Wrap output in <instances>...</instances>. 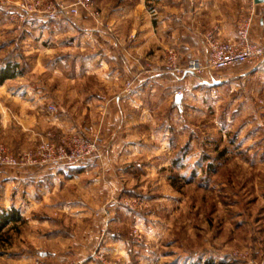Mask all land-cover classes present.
Masks as SVG:
<instances>
[{"label": "rangeland", "instance_id": "374dc122", "mask_svg": "<svg viewBox=\"0 0 264 264\" xmlns=\"http://www.w3.org/2000/svg\"><path fill=\"white\" fill-rule=\"evenodd\" d=\"M41 2L45 6L69 5L75 0ZM92 2L98 20L86 13L81 17L97 22L101 11L96 0ZM78 17L28 12L0 0V68L9 62L18 64L17 76L0 88V99L11 101L16 95L35 99V84L48 85L53 91L49 93L51 102L39 108V114L49 111L54 116L63 115L75 126L46 129V125L38 124L39 131H35V120L23 126L11 115L7 133L0 131V156H30L25 166H5L0 170V209L16 208L22 217L0 233V264H32L37 260L47 264H142L145 256L162 259L166 264H264V103L246 104L240 99L243 95L239 85L231 88L205 84V75L219 78L240 68L207 72L193 81L181 82L183 77L177 78L166 69L165 56L162 65L167 73L164 75L170 76L167 82L172 91L154 97L150 103L152 121L147 127L153 144L162 140L167 148L152 156L144 169L129 165L115 172L112 189L106 190V204H97L102 215L111 208L113 218L99 220L97 228L89 224L95 234L102 230L101 237L89 238L99 241L88 258L72 245L65 252L70 258L59 263L48 262L35 251V210L25 204L30 202L27 188L19 186L35 178L34 161L40 160V146L45 141L60 143L70 136L89 137L90 126L101 130L99 125H87L89 118L84 117L78 101L76 107L68 102L72 94L79 100L83 87L96 84L95 77H80L72 61L64 62L60 53L56 61L46 62L54 64V71L35 76V53L48 47V41L41 42L48 31L43 24L35 28V21L59 20L68 26ZM63 29L57 31V44L65 41ZM149 86L156 88L157 83L151 81ZM178 95H183L181 104L174 103ZM28 111L29 108L25 113ZM22 120L28 123L26 118ZM101 138L102 130L97 155L70 167L100 159ZM18 179L22 185L16 183ZM16 195L20 203L14 207ZM23 206L27 208L22 212ZM98 217L101 215L97 213ZM112 237L120 241L123 255L111 257L103 250L104 240Z\"/></svg>", "mask_w": 264, "mask_h": 264}, {"label": "crops", "instance_id": "0c3cea01", "mask_svg": "<svg viewBox=\"0 0 264 264\" xmlns=\"http://www.w3.org/2000/svg\"><path fill=\"white\" fill-rule=\"evenodd\" d=\"M96 2L101 11V20L97 22L87 17L83 18L82 15L68 26H64L59 20L46 23L35 21V28L38 24H43L48 31L41 40L48 41V47L42 48L45 51L37 49L35 53V76L49 75L51 70L54 71L56 69L54 64L46 62L56 61L59 58L57 54L60 53L64 62L72 61L71 65L80 77L84 79L95 77L96 84L83 87L82 93L78 95L79 100L72 94V99L68 102L69 106L76 107L78 101L84 117L89 118L87 125H99L102 130L100 159L81 167L35 165V178L19 186L27 188L26 198L30 202L25 204L35 210V251L52 263L69 259L65 252L70 245L74 249H80L85 259L88 258L99 241L97 238L95 240L89 238L101 237L102 230L95 234L90 231V226L97 228L100 226L99 220L113 218L111 208L102 215V211L97 209V204H106L105 200L109 197L106 190L112 189L111 181L115 180V172H121L129 165L144 169L150 164L152 156L162 154V150L167 148L162 140L158 144H153V135L147 127L152 121L150 103L155 100L154 97L170 94L172 91L170 83L167 82L170 76L164 75L167 73H164L162 65L165 52L168 49H175L183 62L190 58L206 61L208 49L204 40L205 34L215 30L222 40L235 38L237 21L249 9L255 11L252 39L264 48V2L260 4H255L254 0H96ZM62 28L65 31L63 32L65 41L59 42L62 45L60 46L57 44L59 37L56 35ZM239 68L225 72L219 78H215V75L214 78L213 75L211 77L210 74L205 75L207 78L204 79L205 84L211 87L225 84L231 88L239 85L243 95L240 99L246 104L264 103V61L257 66L245 65ZM194 77L196 76L186 74L181 82L193 81ZM130 80L135 81L133 87L128 90L126 83ZM209 80L214 83H210ZM151 81L157 83L156 88H150ZM3 87V84L0 85V88ZM50 92L53 91L48 85L46 87L36 83L35 99L23 98L22 95L14 96L11 101L6 97L0 99V131L7 133L11 115L18 118L23 126L35 120L37 125L35 131H39L38 124L46 125V129L75 127L73 122L70 123V118H64L63 115L54 116L49 111L42 116L39 114V108L50 105ZM167 101L168 98L165 102ZM9 108L14 111H9ZM28 108L31 112L28 111L27 114L25 112ZM25 118L28 123H23L22 119ZM16 183L22 185L19 179ZM18 197L16 195L15 201H12L15 202L14 207L20 203ZM27 206L21 208L22 212ZM97 213L101 215L98 219ZM22 214L24 218L27 216ZM89 220L92 222H88ZM104 243L102 248L111 257L115 254L123 255L125 250L116 238L106 239ZM143 259L142 264H166V261L150 256Z\"/></svg>", "mask_w": 264, "mask_h": 264}, {"label": "built area", "instance_id": "2783aa9c", "mask_svg": "<svg viewBox=\"0 0 264 264\" xmlns=\"http://www.w3.org/2000/svg\"><path fill=\"white\" fill-rule=\"evenodd\" d=\"M8 3L17 4L28 12H44L52 16L65 14L81 16L86 13L89 17L98 20V13L94 9L92 0H75L73 4L44 5L41 0H7ZM253 8V7H252ZM255 21V11L249 9L239 20L236 37L222 40L215 30L208 31L205 36V44L208 49V59L203 61L198 58L181 60L180 54L175 49H168L165 55L166 69L177 78L186 74L202 76L207 72H220L227 69H235L245 65L257 66L264 61V48L252 39V28ZM134 81L127 83L130 90ZM89 137L70 136L60 143L45 141L40 146L37 155L38 164L68 165L73 166L85 162L98 154L101 130L90 126ZM30 156L23 157L0 156V170L3 167H21L27 165ZM32 264H47L37 260ZM73 264V263H70Z\"/></svg>", "mask_w": 264, "mask_h": 264}, {"label": "trees", "instance_id": "16d2710c", "mask_svg": "<svg viewBox=\"0 0 264 264\" xmlns=\"http://www.w3.org/2000/svg\"><path fill=\"white\" fill-rule=\"evenodd\" d=\"M18 67L17 63L9 62L5 68H0V85L7 80L15 78L17 73L15 69ZM22 220L20 212L16 208L10 210L0 209V233L11 223Z\"/></svg>", "mask_w": 264, "mask_h": 264}, {"label": "water", "instance_id": "95a60500", "mask_svg": "<svg viewBox=\"0 0 264 264\" xmlns=\"http://www.w3.org/2000/svg\"><path fill=\"white\" fill-rule=\"evenodd\" d=\"M254 2L255 4H260L263 3L264 0H254ZM182 99H183V95H178L175 100L176 104H181Z\"/></svg>", "mask_w": 264, "mask_h": 264}]
</instances>
